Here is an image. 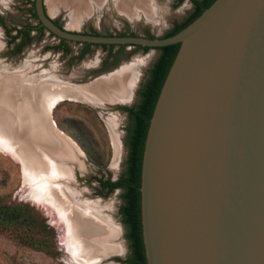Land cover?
I'll return each mask as SVG.
<instances>
[{"label": "water", "instance_id": "95a60500", "mask_svg": "<svg viewBox=\"0 0 264 264\" xmlns=\"http://www.w3.org/2000/svg\"><path fill=\"white\" fill-rule=\"evenodd\" d=\"M33 7L39 28L73 44L179 45L142 155L146 264H264V0H215L152 39L71 32L44 0Z\"/></svg>", "mask_w": 264, "mask_h": 264}, {"label": "rangeland", "instance_id": "374dc122", "mask_svg": "<svg viewBox=\"0 0 264 264\" xmlns=\"http://www.w3.org/2000/svg\"><path fill=\"white\" fill-rule=\"evenodd\" d=\"M105 1L90 9L83 2L78 11H72V5L67 0L65 3L62 0H44V3L50 18L62 28L83 34L96 32L104 36L123 34L162 38L172 32L176 25L183 24L193 9L188 0H148L151 10L143 9L144 12L137 9V14L130 16L118 11L115 0ZM32 10V4L26 0H0V18L3 22V26H0V91L10 83L12 87L18 86H8L10 91L14 89L22 93L21 85L39 81L41 77L48 79L52 75L75 85H90L102 77L137 67V80L129 99L111 104L105 100L95 102L94 99L64 98L54 104L48 116H45L49 130L61 140H67L76 150L71 187L78 192L77 197L84 203L98 206L103 221H110L109 224L118 231L113 242L119 246L117 253L103 256L92 264H127L131 250L120 214L123 190L107 193L100 187L99 181L118 179L125 172L127 117L121 109L137 101L136 89L159 52L125 47L120 54L116 53L118 48H114L113 54L108 55L107 47L91 46L80 58L83 45L67 42V52L57 49L60 41L46 31L42 34L33 32L29 41L15 51L20 39L10 43L6 30L15 35L14 29L36 25ZM150 14L153 16L150 17ZM97 75L99 77L95 80L86 82ZM18 161L0 149V205H26L35 219L20 226L0 219V264H72L70 259L74 260V256L67 250L66 230L57 221L56 213L36 202L33 197L34 182L24 175L23 166ZM98 222L107 226L105 222Z\"/></svg>", "mask_w": 264, "mask_h": 264}, {"label": "bare ground", "instance_id": "6f19581e", "mask_svg": "<svg viewBox=\"0 0 264 264\" xmlns=\"http://www.w3.org/2000/svg\"><path fill=\"white\" fill-rule=\"evenodd\" d=\"M67 1L72 5V11H78L83 2L90 9L105 0ZM115 5L118 11L130 16L137 14V9L151 7L148 0H115ZM152 12L154 15V10ZM136 74L137 67H130L90 85H75L52 75L24 86L20 84L22 93L10 91L8 86L12 87V84L9 82L0 91V149L21 162L24 175L34 182L36 202L57 214V221L67 232L65 242L68 253L74 256V260L69 256L72 264H92L103 256L117 253L119 246L113 242L118 231L110 221H103L98 206L84 203L77 197L78 192L71 187L76 150L67 140H61L49 130L45 112L48 114L54 104L64 98L105 100L111 104L129 99Z\"/></svg>", "mask_w": 264, "mask_h": 264}, {"label": "trees", "instance_id": "16d2710c", "mask_svg": "<svg viewBox=\"0 0 264 264\" xmlns=\"http://www.w3.org/2000/svg\"><path fill=\"white\" fill-rule=\"evenodd\" d=\"M27 1L32 4L33 7V2L30 0ZM214 1L215 0H191L195 11L190 16V18L162 38H166L178 33L181 29L196 19ZM32 14L36 18L34 10H32ZM0 24H3L2 19H0ZM15 31V35H11L10 30H6V34L10 38V43L15 42L19 37L21 38L20 43H18L16 47V50L19 51L20 48L29 41V30L15 29ZM37 31L39 34H42L44 32V28L37 29ZM92 34L98 35L97 33ZM118 36L125 35L120 34ZM147 37L150 39L154 38L151 35H148ZM59 41L60 43L57 49H62L67 52L68 47L65 46V40ZM91 46V44H84V47L80 53V58L88 52ZM99 46L104 47L106 45ZM112 47H114V45L110 46V49H112ZM119 47L121 51L124 46ZM178 48V44H173L158 49L160 55L152 65V68L149 71L150 76L139 93L141 97L140 103L136 106L134 111H131L132 122L128 128L129 136L127 139V144L129 152L127 155L125 172L115 182L103 180L99 181L100 186L102 188H106L108 193H111L115 188L123 190V203L120 207V214L122 215L123 223L128 229L126 238L129 240L131 250L130 257L126 261L127 264H146L141 231L139 191L141 181L142 155L149 121L157 97L167 72L175 58ZM142 49L144 51L149 50L147 47ZM0 219L3 222L14 224V226H20L22 224H29L25 222H30L31 220L34 221L35 218L34 216L32 218L31 211L26 205H0Z\"/></svg>", "mask_w": 264, "mask_h": 264}, {"label": "flooded vegetation", "instance_id": "af4514ba", "mask_svg": "<svg viewBox=\"0 0 264 264\" xmlns=\"http://www.w3.org/2000/svg\"><path fill=\"white\" fill-rule=\"evenodd\" d=\"M27 1V0H26ZM31 1V0H30ZM179 2H183V1H186V0H178ZM189 2H190V4L192 5V11H191V14L189 15V17L186 19V20H188L189 18H190V16L193 14V12L195 11V9H194V5H193V3L191 2V0H188ZM32 2H33V0H32ZM34 8V7H33ZM34 10V9H33ZM1 19V18H0ZM36 19V18H35ZM186 20L184 21V22H186ZM54 22V21H53ZM55 23V22H54ZM56 24V23H55ZM56 25H58L59 27H61L59 24H56ZM0 26H3V25H1L0 24ZM39 24H38V22H37V24L36 25H34V26H32V25H28V26H25V27H23V28H21V29H24V30H29V36L33 33V32H37L38 33V31H37V29H40L39 27ZM179 26V24L178 25H176L175 27H174V29H176L177 27ZM62 28V27H61ZM19 28H17V30H18ZM173 29V30H174ZM14 31H15V29H14ZM44 31H45V29H44ZM93 33H96V32H93ZM15 34H16V31H15ZM98 35H100L99 33H97ZM116 36V35H115ZM126 36V35H125ZM148 38V37H147ZM18 39H20L21 40V38L19 37ZM17 39V40H18ZM17 40L15 41V42H17ZM15 42H13V43H15ZM68 41H65V46H67L66 45V43H67ZM18 43H20V41L18 42ZM78 44V43H77ZM18 45V44H17ZM81 45H83L84 46V44H81ZM24 46V45H23ZM22 46V47H23ZM92 46H99V45H92ZM110 46H112V45H106V46H104V47H107L108 48V55H109V52H110V55H112L113 54V49L114 48H118V50H117V54H120V53H122L123 51H124V49H125V46L122 48V50L120 51V47L119 46H115L114 45V47H112V49H110ZM17 47V46H16ZM103 47V46H102ZM137 48H139V47H137ZM143 48V47H142ZM142 48H140V49H142ZM21 49V48H20ZM90 49V48H89ZM60 50H62V49H60ZM143 50V49H142ZM150 50V49H149ZM15 51H18V50H16V48H15ZM148 51V50H147ZM160 55V52H159V54L157 55V57H156V59L158 58V56ZM156 59L154 60V62L156 61ZM154 62L152 63V65L154 64ZM152 65L150 66V68H148V70L146 71V75L144 76V79L142 80V82H140V84L138 85V87H137V89H136V97H137V101L135 102V103H133L132 105H127V106H124V107H122V111L124 112V114L126 115V117H127V122H126V125H125V132H126V141H127V139H128V136H129V132H128V128H129V126H130V124H131V122H132V116H131V111H134L135 110V108H136V106L140 103V100H141V97H140V91H141V89H142V87H143V85L145 84V82L147 81V79L149 78V76H150V74H149V71H150V69L152 68ZM128 145V144H127ZM128 152H129V148H128ZM118 180V179H117ZM103 181H111V182H115L116 181V179L115 180H112V179H105V180H103ZM100 184V183H99ZM101 187V186H100ZM102 188V187H101ZM102 189H104L106 192H107V189L106 188H102ZM116 190V188L113 190V191H115ZM112 191V192H113ZM108 193V192H107ZM125 225V224H124ZM126 226V225H125ZM126 229H127V227H126ZM127 233H128V229H127ZM127 233H126V235H127ZM129 241V240H128ZM131 254V253H130ZM129 257H130V255L128 256V259H129ZM127 259V260H128Z\"/></svg>", "mask_w": 264, "mask_h": 264}]
</instances>
